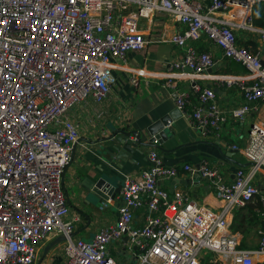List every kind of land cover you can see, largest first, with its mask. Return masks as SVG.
Listing matches in <instances>:
<instances>
[{"label":"built area","instance_id":"obj_1","mask_svg":"<svg viewBox=\"0 0 264 264\" xmlns=\"http://www.w3.org/2000/svg\"><path fill=\"white\" fill-rule=\"evenodd\" d=\"M262 2L0 0V264H32L37 244L54 231L65 237L66 264H202L207 253H213L210 261L218 264H264V196L256 248L241 247L226 231V214L247 206L261 192L253 181L264 166V122L252 124L245 146H233L253 163L239 167L233 180L227 181L208 160L183 166L210 181L216 197L225 202L219 212L182 190L171 194L162 187V181L176 178L180 169L167 164L158 149L149 151V164L139 176L125 175L117 220L91 240L75 237L79 217L68 219L63 184L79 138V126L67 113L89 96L98 102L108 96L116 62H125L130 51H140L151 42L141 31L142 19L169 16L185 26L171 38L184 49L183 56L169 64L171 82L212 78L216 85L236 87L242 93L245 101L226 111L214 86L196 82L191 90L198 104L191 113L189 92L175 93L177 108L203 135L221 128L228 113L244 120L260 110L264 26L256 23L253 10ZM241 31L263 46L240 44ZM201 39L220 48L244 72L208 74L217 61L212 50L194 45ZM162 40L163 36L153 38ZM143 206L149 212L143 225L136 226L134 212ZM126 235L133 263L118 260L110 251V245Z\"/></svg>","mask_w":264,"mask_h":264},{"label":"crops","instance_id":"obj_2","mask_svg":"<svg viewBox=\"0 0 264 264\" xmlns=\"http://www.w3.org/2000/svg\"><path fill=\"white\" fill-rule=\"evenodd\" d=\"M140 27L151 42L140 51H130L125 62H116L113 71L115 80L108 96L101 102L89 96L67 113L68 118L79 126V138L73 146L72 160L64 172L63 184L70 207L68 219L79 217L75 221V237L85 240H91L99 229L117 220L121 202V195L118 193L105 204L103 202L99 205L92 204L87 195L88 186L85 182L89 183L97 174H110L113 175L110 181L117 186L124 180L125 175L139 176L149 164L148 153L151 147L128 158L116 159L109 154L110 148L102 139L117 129H142L162 115L178 109L174 98L178 91L189 92L187 111L191 113L198 104V96L191 90L192 84L196 82L202 86H214L217 101L226 111L245 101L239 89L216 85L212 78H177L171 82L168 76L171 71L169 64L184 54V49L172 43L171 38L185 26L176 23L169 16L157 15L154 19H142ZM156 36H163V40L154 42L153 38ZM242 37L241 41L239 39L240 44L245 43L252 48L263 46L259 41H252L248 37L245 38V35ZM194 45L199 50L213 51L217 62L207 71L208 74L244 72L242 65L225 58L222 50L206 39L196 41ZM140 69L144 70L143 74H140ZM133 78L137 79L136 83L132 81ZM228 115L221 128L210 131L207 135L198 131L183 114L171 122L172 132L169 133V140L162 144V148L167 151L160 148L158 150L166 163L178 167L180 172L176 178L162 181L164 189L171 194L174 190H182L204 207L218 212L222 209L225 202L216 197L210 181L196 174L192 175L185 171L183 166L185 164L197 166L200 161L208 160L220 169L227 181L234 179L235 171L243 167L239 163L249 161L241 149L234 153L231 159L223 157L221 151H229L234 145L241 148L246 145L252 124L264 122V105L260 110L248 113L244 120L233 118L230 113ZM185 180L192 182L182 183ZM253 182L261 192L247 206L232 208L226 214L228 220L226 231L234 234L240 241V246L247 249L256 248L259 242L264 169L256 174ZM148 212L145 206L137 209L134 212V224L143 225ZM60 236L63 235L54 231L42 239L37 244V256L32 264H66L65 240L52 245L45 254L46 247ZM127 243L126 235L120 241L113 242L110 251L118 260L133 263L135 259ZM259 260L261 259H257Z\"/></svg>","mask_w":264,"mask_h":264},{"label":"water","instance_id":"obj_3","mask_svg":"<svg viewBox=\"0 0 264 264\" xmlns=\"http://www.w3.org/2000/svg\"><path fill=\"white\" fill-rule=\"evenodd\" d=\"M181 116V111L175 109L170 113L162 115L150 124H147L142 129H117L109 136L102 139V141L108 144L107 146L110 148L108 151L109 154L114 156L116 159L128 158L129 156H133L135 153H141L144 149L149 147H151L153 150L160 148L163 151H167L166 149L162 148V144L166 140H169V133L172 132L171 122L177 120ZM156 140H158V142H156ZM237 151L238 149L231 148L226 152L221 151V154L226 159H231L233 154ZM115 163L118 164V162ZM239 164L243 167H246L252 165L253 163L248 162ZM112 177L113 175L110 174H97V176L95 175L93 178H91L89 183L85 182L88 186L87 195L89 201L92 204L99 205L102 202L105 204L109 198L114 199L116 195L120 193L123 186V181L119 185L115 186V184L110 181ZM190 182L192 181H182V183ZM63 240H65V237L60 236L58 239L50 243L45 249V254L52 245Z\"/></svg>","mask_w":264,"mask_h":264},{"label":"trees","instance_id":"obj_4","mask_svg":"<svg viewBox=\"0 0 264 264\" xmlns=\"http://www.w3.org/2000/svg\"><path fill=\"white\" fill-rule=\"evenodd\" d=\"M258 10H259V13H258ZM255 21H256V23L258 25L264 26V2L259 3L256 6V9H255ZM245 45H247V44H245ZM204 264H210V263L206 262Z\"/></svg>","mask_w":264,"mask_h":264},{"label":"rangeland","instance_id":"obj_5","mask_svg":"<svg viewBox=\"0 0 264 264\" xmlns=\"http://www.w3.org/2000/svg\"><path fill=\"white\" fill-rule=\"evenodd\" d=\"M255 9H256V6H255V8H254V13H255ZM258 13H259V10H258ZM238 33H241V36L239 37V39H240V41L242 40V33H244V31H241V32H238ZM245 34V33H244ZM215 257V255L213 254V253H207L206 254V258H205V261H203L202 262V264H204V263H206V262H208V263H210V264H218V263H214V262H211L210 261V259L212 258H214Z\"/></svg>","mask_w":264,"mask_h":264}]
</instances>
